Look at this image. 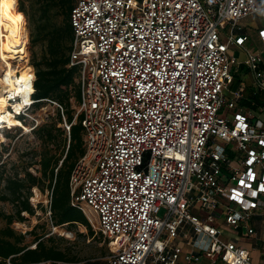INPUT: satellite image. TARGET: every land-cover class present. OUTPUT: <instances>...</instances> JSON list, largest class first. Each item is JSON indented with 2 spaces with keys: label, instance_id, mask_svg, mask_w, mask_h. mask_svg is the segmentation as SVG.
Returning <instances> with one entry per match:
<instances>
[{
  "label": "built area",
  "instance_id": "obj_1",
  "mask_svg": "<svg viewBox=\"0 0 264 264\" xmlns=\"http://www.w3.org/2000/svg\"><path fill=\"white\" fill-rule=\"evenodd\" d=\"M262 11L256 0H74L73 122L81 113L85 153L70 176L71 203L109 239V264H198L203 256L264 264L225 231L256 234L264 120L236 109L241 92L226 96L229 46L245 37L221 38L225 23ZM262 61L257 52L246 58L264 86ZM32 71L31 89L6 88L7 113L20 124L0 116V130L31 133L44 121ZM48 100L62 113L69 147L72 123Z\"/></svg>",
  "mask_w": 264,
  "mask_h": 264
},
{
  "label": "trees",
  "instance_id": "obj_2",
  "mask_svg": "<svg viewBox=\"0 0 264 264\" xmlns=\"http://www.w3.org/2000/svg\"><path fill=\"white\" fill-rule=\"evenodd\" d=\"M31 3L34 9L32 14L24 0H19V9L29 17L31 46L35 47L38 43L42 46L40 53L32 51L36 74L34 97L40 99L35 104V110L49 102L48 99L59 102L64 107L67 121L72 123L70 143L68 147V134L61 125L63 116L57 108L55 117L50 120L45 118L31 132L37 134L42 147L37 161V174L28 167L22 173H9L0 153V201L11 202L15 207L14 212L10 213L0 209V218L7 222L6 227L0 228V264H39L46 261L52 264H77V256L63 248L55 237L45 236L48 233L46 231L42 234L36 232L39 224L31 230V233H35L34 247L24 244L25 234L18 233L12 226L16 220H26V213L36 214V207L30 197L33 188L38 186L42 189L48 187L52 192L50 210L55 226L68 223L72 227L80 222L87 227L88 235L94 234L85 213L71 203L70 176L76 162L85 153L82 114L79 113L73 122L77 111L73 101L78 104L80 100V68L69 65L74 39L70 20L74 0H31ZM100 234L106 241L109 240ZM109 254L106 248L100 256L88 258L85 263L109 264Z\"/></svg>",
  "mask_w": 264,
  "mask_h": 264
},
{
  "label": "rangeland",
  "instance_id": "obj_3",
  "mask_svg": "<svg viewBox=\"0 0 264 264\" xmlns=\"http://www.w3.org/2000/svg\"><path fill=\"white\" fill-rule=\"evenodd\" d=\"M25 5L32 14L34 9L32 8L31 0H24ZM17 6L19 9V0H17ZM25 15V25H26V45L20 60H14L12 62L14 68L17 70H22L23 65L32 64V51L40 53L41 44L38 43L35 47L31 46L30 32L31 25L29 17ZM61 20V17L58 18ZM1 34L2 26L0 24V46H1ZM1 57V56H0ZM1 62V58H0ZM4 64V63H2ZM2 66V65H1ZM0 72H2L1 68ZM74 102V108L77 110L78 104ZM38 111L43 115L46 120L55 117L57 114V107L51 102L43 103L38 107ZM48 115V116H47ZM41 144L36 133H25L22 129H14L9 132L0 130V153L2 154V160L6 162L7 170L9 173L13 174L17 171L23 172V170L28 167L34 173H38L39 165L37 163L40 152ZM31 202L36 207V214L29 215L26 213L27 219L24 221H14L12 226L18 233L25 234L23 243L28 244L30 247L35 246L34 237L35 233H31V230L39 224V228L36 230L38 234H42L44 231L48 232L45 236L51 235L60 243V245L70 252L72 255H76L79 260L77 264H86L85 261L88 258H93L94 256H100L107 248L110 253L109 240L106 241L100 234V232L92 225L94 234L88 235L87 227L82 223H77L76 226H70V224L65 223L60 226H55L51 218L50 212V192L49 188L45 187L42 189L38 186L33 188V194L30 197ZM0 209L8 213L14 212L15 207L11 202L0 201ZM164 210L161 211V214ZM94 223L96 224L95 213H90ZM7 222L5 219L0 218V228L6 227ZM39 264H52L50 261L41 262Z\"/></svg>",
  "mask_w": 264,
  "mask_h": 264
},
{
  "label": "crops",
  "instance_id": "obj_4",
  "mask_svg": "<svg viewBox=\"0 0 264 264\" xmlns=\"http://www.w3.org/2000/svg\"><path fill=\"white\" fill-rule=\"evenodd\" d=\"M256 1L263 11L245 16L235 25L225 23L221 27V38L228 40L230 35L245 37L243 44L234 42L229 46V53L235 58V63L232 65L234 78L225 88L226 96L233 98L236 92H241L242 96L237 101L236 109L253 119L264 120V86L259 83L254 71L246 63L249 52L261 53L263 61L260 67L264 70V0ZM252 224L256 229L255 235L247 234L245 228L231 230L225 226L226 236L250 248L253 259L260 261L264 259V210L253 218ZM210 262L208 257L203 256L198 264ZM216 264L224 263L218 261Z\"/></svg>",
  "mask_w": 264,
  "mask_h": 264
},
{
  "label": "bare ground",
  "instance_id": "obj_5",
  "mask_svg": "<svg viewBox=\"0 0 264 264\" xmlns=\"http://www.w3.org/2000/svg\"><path fill=\"white\" fill-rule=\"evenodd\" d=\"M0 24V66L4 65V68L1 66L3 71L0 72V116L7 118L11 124L18 125L20 120L7 113L4 92L8 86L14 87L17 82H24L27 88L31 89L34 74L30 64L23 65L20 71L12 64L14 60H20L26 45L25 15L18 9L17 0H0ZM3 112L5 113L2 116Z\"/></svg>",
  "mask_w": 264,
  "mask_h": 264
}]
</instances>
